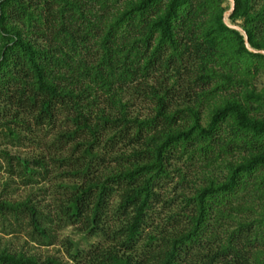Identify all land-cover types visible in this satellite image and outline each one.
Listing matches in <instances>:
<instances>
[{
  "label": "trees",
  "instance_id": "trees-1",
  "mask_svg": "<svg viewBox=\"0 0 264 264\" xmlns=\"http://www.w3.org/2000/svg\"><path fill=\"white\" fill-rule=\"evenodd\" d=\"M229 8L0 0V137L45 149L0 158L24 185L62 177L56 225L96 238L63 240L74 264H264V54L224 23ZM228 21L264 50V0H234ZM248 187L255 208L238 203ZM10 217L7 234L52 244L37 200L0 198L2 230ZM215 224L234 228L196 251ZM57 263L0 248V264Z\"/></svg>",
  "mask_w": 264,
  "mask_h": 264
},
{
  "label": "rangeland",
  "instance_id": "rangeland-1",
  "mask_svg": "<svg viewBox=\"0 0 264 264\" xmlns=\"http://www.w3.org/2000/svg\"><path fill=\"white\" fill-rule=\"evenodd\" d=\"M107 18H109V15H107ZM134 104V108H136V110L140 112L141 115L147 113V104L136 99L134 100ZM203 112H206L205 109ZM41 133V135H43V131ZM46 138H48L47 135L45 136V139ZM24 143V145H12L11 143H9V141L4 139L3 137H0V150H8L12 154H15V156L21 158H30L31 156H38L39 153L42 154L45 152V149L39 144L33 145L26 141ZM61 178L62 177L56 178L54 177V174H52L51 179H48L45 182H40L38 185H24L18 177H16L15 175L12 176V174L8 172L6 164L4 163L3 159L0 158V198H8L9 200L15 202L31 198L37 200L44 213L53 220L51 223H49L50 228L53 227L51 234L55 232L51 241L52 244L49 245H43V243L31 241L24 230L7 234V227L10 226L9 224L13 223V218L10 217L8 223L7 221H4V229L2 230L0 228V248L7 247L10 250L22 251L26 254H33L38 257L39 260H45L47 257H51L53 259H56V261L58 262L57 264H74L73 260L68 257L65 251L63 240L65 239L66 243L68 240H71L73 242L79 241L81 243V246L84 247L88 246L89 243H93L96 241V238L87 239L82 237V235L77 231L76 227L72 226L59 229L60 227L56 225L57 220L54 219L55 212L52 210V208L55 207L56 199L61 197L58 192L60 190L62 191V189L59 188L57 189V191H54V188L58 185V182L61 180ZM175 178L176 175H174L171 183L166 184V187H171ZM254 194V191L250 187H248L242 194H240L238 203L248 205L249 207L253 206V208H255L257 205H259V199ZM238 203L237 205H241ZM244 212L246 214L248 210H244ZM244 212L240 215L235 214L233 216L236 219L243 218L244 216H247L244 215ZM157 220L159 221V219ZM212 226H214V230L212 236L210 237V241L205 240L204 242H201L200 245L196 248V251L204 252L208 248L215 249L219 243L226 241V236L229 234V231L234 228V226L230 224H223L221 226L215 224ZM66 243L64 242L65 246ZM193 254L189 253L185 257V260L182 262V264H196V259L194 258L195 255Z\"/></svg>",
  "mask_w": 264,
  "mask_h": 264
},
{
  "label": "water",
  "instance_id": "water-1",
  "mask_svg": "<svg viewBox=\"0 0 264 264\" xmlns=\"http://www.w3.org/2000/svg\"><path fill=\"white\" fill-rule=\"evenodd\" d=\"M229 3H230V8L224 12V23L231 27V28H234L236 30H239L243 36H244V42H245V45L247 47L248 50L252 51V52H260V53H263L264 54V50H256V49H253L252 47H250V45L248 44V40H247V35L245 33V31L243 30V28H241L240 26L238 25H234V24H231L229 21H228V15L232 12L233 8H234V0H228Z\"/></svg>",
  "mask_w": 264,
  "mask_h": 264
}]
</instances>
